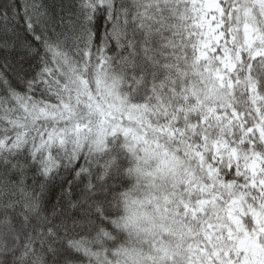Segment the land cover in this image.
Instances as JSON below:
<instances>
[{"label":"snow or ice","instance_id":"obj_1","mask_svg":"<svg viewBox=\"0 0 264 264\" xmlns=\"http://www.w3.org/2000/svg\"><path fill=\"white\" fill-rule=\"evenodd\" d=\"M0 264H264V0H0Z\"/></svg>","mask_w":264,"mask_h":264}]
</instances>
